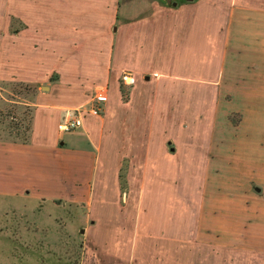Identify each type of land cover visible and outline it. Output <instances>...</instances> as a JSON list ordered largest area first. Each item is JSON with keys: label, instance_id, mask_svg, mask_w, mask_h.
Here are the masks:
<instances>
[{"label": "rangeland", "instance_id": "rangeland-1", "mask_svg": "<svg viewBox=\"0 0 264 264\" xmlns=\"http://www.w3.org/2000/svg\"><path fill=\"white\" fill-rule=\"evenodd\" d=\"M11 1L0 0V70L6 74L0 76V112L12 111L0 124L5 143L13 139L7 126L19 123L24 131L40 94L59 80L51 73L33 95L9 77V37L28 27ZM56 1L48 0L49 10L56 9ZM117 1V52L122 42L127 48L138 45L153 27L150 18H141L151 12H144L146 5H161L154 15L172 17L160 22L166 36L159 37V45L154 31H147L151 45L130 58L147 74L133 87V97L144 98L124 111L116 100L128 102L133 88L123 81L125 71L113 74L109 123L89 195L76 202L0 196V264H264L263 248L214 246L217 216L210 215L207 226L202 214L214 204L204 189L217 114L221 123L226 104L224 98L221 106L218 102L226 26L234 7L264 10V0ZM122 5L129 10L121 11ZM21 7L27 9L19 0L16 10ZM242 117L235 113L231 121Z\"/></svg>", "mask_w": 264, "mask_h": 264}, {"label": "crops", "instance_id": "crops-1", "mask_svg": "<svg viewBox=\"0 0 264 264\" xmlns=\"http://www.w3.org/2000/svg\"><path fill=\"white\" fill-rule=\"evenodd\" d=\"M18 1L12 0L11 6L28 27L9 37V77L39 85L56 73L59 80L50 83L49 90L37 99L31 143L0 142V196L80 201L84 194L89 195L100 163L113 74L125 71L134 80L127 86L140 85L147 74L133 67L130 58L151 45L147 31H154L155 45H159L166 36L160 22L172 17L154 15L161 5H146L144 12H151L141 18H150L152 29L144 28L146 35L139 38L138 45L133 42L127 48L122 42L117 52V0H57L52 11L48 0H20L27 9L22 6L17 11ZM136 7L141 9L140 4ZM125 9L124 5L120 8ZM145 20L140 24H146ZM224 37L218 102L221 106L224 98L226 104L220 108L221 123L217 114L204 189L213 195L214 204L203 207V220L209 226L210 215L217 216L211 235L218 242L214 246L241 248L250 244L264 249V10L234 7ZM2 75L6 74L0 70ZM134 88L128 102L116 100L124 111L131 101L144 98L133 97ZM100 98L106 102L100 101L101 113L94 115L91 110ZM77 110L83 111L82 126L72 134L60 132L59 123ZM238 112L243 117L234 124L231 117Z\"/></svg>", "mask_w": 264, "mask_h": 264}, {"label": "trees", "instance_id": "trees-1", "mask_svg": "<svg viewBox=\"0 0 264 264\" xmlns=\"http://www.w3.org/2000/svg\"><path fill=\"white\" fill-rule=\"evenodd\" d=\"M17 86H20L21 88L24 87L27 91L31 92L33 95L35 94V91L37 89V85L34 83H26V82H21L16 84ZM34 104V103H33ZM12 114V111L8 112L7 115L3 114L0 112V124H5V120L7 117H10ZM9 128V137H12L13 139L7 140L6 141H11L12 143L15 144H23L27 145L31 143L32 139V130H33V115L30 117V124L27 126V128L24 131H21V124L19 123H13L11 122L8 126ZM11 129V131H10Z\"/></svg>", "mask_w": 264, "mask_h": 264}, {"label": "built area", "instance_id": "built-area-1", "mask_svg": "<svg viewBox=\"0 0 264 264\" xmlns=\"http://www.w3.org/2000/svg\"><path fill=\"white\" fill-rule=\"evenodd\" d=\"M123 81L126 85H132L134 80L131 76L125 74ZM106 101L105 98H100L96 105L92 108L91 113L94 115H99L101 113V102ZM104 104V103H103ZM102 104V105H103ZM83 123V111L77 110L72 113H68L65 119L59 123L58 130L62 133H71L82 126Z\"/></svg>", "mask_w": 264, "mask_h": 264}]
</instances>
